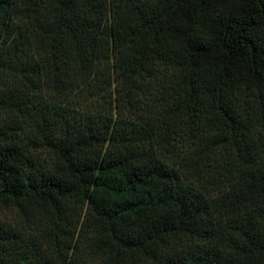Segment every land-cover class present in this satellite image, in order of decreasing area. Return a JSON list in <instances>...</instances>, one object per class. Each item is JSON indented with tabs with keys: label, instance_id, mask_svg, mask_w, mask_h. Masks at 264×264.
Returning a JSON list of instances; mask_svg holds the SVG:
<instances>
[{
	"label": "trees",
	"instance_id": "16d2710c",
	"mask_svg": "<svg viewBox=\"0 0 264 264\" xmlns=\"http://www.w3.org/2000/svg\"><path fill=\"white\" fill-rule=\"evenodd\" d=\"M84 232L109 264H264V0H0V264Z\"/></svg>",
	"mask_w": 264,
	"mask_h": 264
},
{
	"label": "rangeland",
	"instance_id": "374dc122",
	"mask_svg": "<svg viewBox=\"0 0 264 264\" xmlns=\"http://www.w3.org/2000/svg\"><path fill=\"white\" fill-rule=\"evenodd\" d=\"M36 153L39 156L41 162L45 163L46 165H49L52 162V155H50L47 150L38 149ZM83 215L84 212L77 208L73 213L74 223L80 222ZM2 217L5 221L15 225L24 234L30 236L35 235L39 238H44L45 234L50 228L47 217L42 213H31L28 218H24L16 211L6 209L3 211ZM91 241V233H82V235L78 238L77 249L74 253L72 264H109L107 263V259L93 248ZM139 264L141 263L139 262Z\"/></svg>",
	"mask_w": 264,
	"mask_h": 264
}]
</instances>
